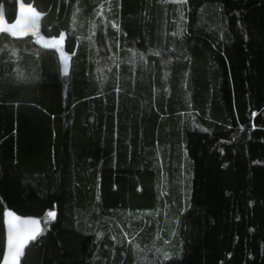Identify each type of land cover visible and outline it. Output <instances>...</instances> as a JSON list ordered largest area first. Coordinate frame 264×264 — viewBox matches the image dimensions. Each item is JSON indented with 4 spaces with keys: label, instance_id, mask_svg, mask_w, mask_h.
Returning <instances> with one entry per match:
<instances>
[{
    "label": "trees",
    "instance_id": "obj_1",
    "mask_svg": "<svg viewBox=\"0 0 264 264\" xmlns=\"http://www.w3.org/2000/svg\"><path fill=\"white\" fill-rule=\"evenodd\" d=\"M21 5L40 19L0 30V261L11 210L42 221L21 264H264V0H0V20Z\"/></svg>",
    "mask_w": 264,
    "mask_h": 264
},
{
    "label": "snow or ice",
    "instance_id": "obj_2",
    "mask_svg": "<svg viewBox=\"0 0 264 264\" xmlns=\"http://www.w3.org/2000/svg\"><path fill=\"white\" fill-rule=\"evenodd\" d=\"M39 15L34 8H25L21 5L20 19L10 29H6V31H11L14 36L24 35L28 31H32L36 35L38 34L36 29ZM62 43L63 36L59 40L49 42L46 46L59 48ZM48 216L54 217L55 213L49 211ZM4 217V222L8 229V246L3 256V264H18V261H20V258L24 254L25 246L29 241L35 240L42 230L35 219H23L11 211H6Z\"/></svg>",
    "mask_w": 264,
    "mask_h": 264
},
{
    "label": "water",
    "instance_id": "obj_3",
    "mask_svg": "<svg viewBox=\"0 0 264 264\" xmlns=\"http://www.w3.org/2000/svg\"><path fill=\"white\" fill-rule=\"evenodd\" d=\"M25 8H28L26 6H24ZM21 17V8L18 10L17 12V19L19 20ZM13 24H16V23H13ZM13 24H7L3 19L0 20V30L1 31H5V32H11V31H6V29H10L11 26ZM7 211H11V210H7ZM13 212V211H11ZM5 213V212H4ZM14 213V212H13ZM15 215H17L16 213H14ZM20 216V215H18ZM21 218L23 219H35L37 220L38 224H39V227L40 229L42 230V221L37 219V218H33V217H23V216H20ZM5 220V217H4V214H3V229H4V250H3V255H2V258H1V261H0V264H3V256H4V253L7 251V242H8V229H7V225L5 224L4 222ZM39 236V235H38ZM37 236V237H38ZM34 241V240H33ZM33 241H29L28 244L25 246V249H24V254L22 255V257L20 258V261H18V264H21L22 263V260L24 258V255L26 253V250L29 246L30 243H32Z\"/></svg>",
    "mask_w": 264,
    "mask_h": 264
},
{
    "label": "rangeland",
    "instance_id": "obj_4",
    "mask_svg": "<svg viewBox=\"0 0 264 264\" xmlns=\"http://www.w3.org/2000/svg\"><path fill=\"white\" fill-rule=\"evenodd\" d=\"M39 19H40V15H39ZM39 19H38V21H37V29H36V32H38L39 31ZM27 33H31V34H33V32L32 31H28ZM60 38H58V39H55V40H59ZM51 41H53V40H48V39H44V38H40V39H38V44L40 45V46H42V47H44V48H51V49H55V50H60L61 48H62V45H63V43H62V45L59 47V48H56V47H47L46 45L49 43V42H51ZM59 58H60V62H61V69H62V71L63 72H65L66 71V69H67V66H68V59H67V57L64 55V54H60L59 53Z\"/></svg>",
    "mask_w": 264,
    "mask_h": 264
},
{
    "label": "crops",
    "instance_id": "obj_5",
    "mask_svg": "<svg viewBox=\"0 0 264 264\" xmlns=\"http://www.w3.org/2000/svg\"><path fill=\"white\" fill-rule=\"evenodd\" d=\"M18 21V20H17Z\"/></svg>",
    "mask_w": 264,
    "mask_h": 264
}]
</instances>
